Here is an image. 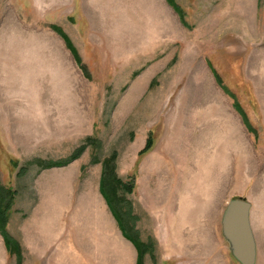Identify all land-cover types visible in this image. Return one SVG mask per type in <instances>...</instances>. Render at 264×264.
Returning a JSON list of instances; mask_svg holds the SVG:
<instances>
[{
	"label": "rangeland",
	"instance_id": "374dc122",
	"mask_svg": "<svg viewBox=\"0 0 264 264\" xmlns=\"http://www.w3.org/2000/svg\"><path fill=\"white\" fill-rule=\"evenodd\" d=\"M174 1L184 23L166 0H0V182L15 189L7 229L53 242L26 249L21 264H136L98 189L112 151L118 176H134L120 192L132 221L119 213L152 241L143 264H240L220 227L239 195L264 264V0ZM87 134L100 145L65 165L30 162L65 156ZM0 264H16L1 231Z\"/></svg>",
	"mask_w": 264,
	"mask_h": 264
},
{
	"label": "trees",
	"instance_id": "16d2710c",
	"mask_svg": "<svg viewBox=\"0 0 264 264\" xmlns=\"http://www.w3.org/2000/svg\"><path fill=\"white\" fill-rule=\"evenodd\" d=\"M179 14L181 21L184 23L183 12L180 9L179 5L174 0H166ZM56 29L59 34L62 36L64 41L67 44V47L70 48L73 53L75 60L78 62L79 56L75 49V47L71 44L67 35L58 27L51 26ZM211 66V65H210ZM214 70V69H213ZM215 72V70H214ZM136 73H134L135 75ZM216 74V72H215ZM216 79L219 83H222L220 77L216 74ZM153 79H151V82ZM150 82V84H151ZM224 86V85H223ZM227 90V88L224 86ZM233 95V94H231ZM236 108L240 111L242 115L245 116L244 112L241 110L237 101H234ZM90 143L94 144L96 147L100 145V139L95 135L87 134L84 139L76 145L73 150L62 157L57 158H48L44 159L41 157H35L30 162H33L42 167H51V166H60L69 163L75 158L79 157L85 148V146ZM153 143L152 131L149 130L141 149L138 150V154H142L148 151ZM99 160L96 152L93 153L90 162H96ZM101 173H100V191L103 194L107 204L112 210L116 220L118 221L123 234L132 241L137 250L136 256V264H143V255L146 251H150L153 255L152 241H143L140 240L139 235L136 231L133 230V227L129 222H126L123 215L120 213H125V216L128 215L130 220L132 221V215L127 209L130 206V202L125 198L124 192H131L134 185V176L131 175L127 180H123L120 176H118L116 172V152L112 151V153L108 156L103 157L101 160ZM17 164V162H16ZM26 170V165H21L17 171V173L24 172ZM123 192V193H120ZM15 196V189L3 185L0 182V231L4 236L7 251L10 254H14L16 264H21L23 260L22 248L20 242L8 231L7 223L9 218V211L13 203V199ZM120 213H119V210Z\"/></svg>",
	"mask_w": 264,
	"mask_h": 264
},
{
	"label": "water",
	"instance_id": "95a60500",
	"mask_svg": "<svg viewBox=\"0 0 264 264\" xmlns=\"http://www.w3.org/2000/svg\"><path fill=\"white\" fill-rule=\"evenodd\" d=\"M251 202L244 196L230 197L221 212L220 227L232 256L240 264H256L257 245L250 220Z\"/></svg>",
	"mask_w": 264,
	"mask_h": 264
},
{
	"label": "crops",
	"instance_id": "0c3cea01",
	"mask_svg": "<svg viewBox=\"0 0 264 264\" xmlns=\"http://www.w3.org/2000/svg\"><path fill=\"white\" fill-rule=\"evenodd\" d=\"M99 181H100V174H99V180H98V189H99V192H100V194L102 195V197L104 198V196H103V194L101 193V191H100V184H99ZM105 199V198H104ZM107 206H108V208H109V210H110V213L114 216V214H113V212H112V210L110 209V207H109V205L107 204ZM115 217V216H114ZM116 219V218H115ZM7 227H8V223H7ZM20 235V233L17 235V233H16V235L14 236L19 242H20V244H21V248H22V254H23V256H24V252H25V250L26 249H29V250H32V251H34V252H43V251H45V250H48V251H50V249H51V247L53 246L52 244H53V242H52V239L51 240H42V239H34V240H32L30 243L25 239V237L24 236H19ZM137 251V250H136ZM137 253V252H136ZM35 257H42V256H44V254L43 255H41L40 253H37V254H35L34 255ZM136 258V257H135ZM257 260V259H256Z\"/></svg>",
	"mask_w": 264,
	"mask_h": 264
},
{
	"label": "bare ground",
	"instance_id": "6f19581e",
	"mask_svg": "<svg viewBox=\"0 0 264 264\" xmlns=\"http://www.w3.org/2000/svg\"><path fill=\"white\" fill-rule=\"evenodd\" d=\"M160 197H161V196H160ZM160 197H159V198H160ZM158 201H159V200H158Z\"/></svg>",
	"mask_w": 264,
	"mask_h": 264
},
{
	"label": "flooded vegetation",
	"instance_id": "af4514ba",
	"mask_svg": "<svg viewBox=\"0 0 264 264\" xmlns=\"http://www.w3.org/2000/svg\"><path fill=\"white\" fill-rule=\"evenodd\" d=\"M118 222V221H117Z\"/></svg>",
	"mask_w": 264,
	"mask_h": 264
}]
</instances>
